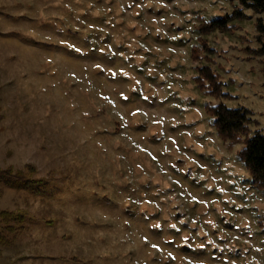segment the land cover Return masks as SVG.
Wrapping results in <instances>:
<instances>
[{"label": "rangeland", "instance_id": "374dc122", "mask_svg": "<svg viewBox=\"0 0 264 264\" xmlns=\"http://www.w3.org/2000/svg\"><path fill=\"white\" fill-rule=\"evenodd\" d=\"M259 21L239 0H0V169L47 178L0 180L23 217H0V264H264V191L207 110L264 134ZM203 66L232 97L198 88Z\"/></svg>", "mask_w": 264, "mask_h": 264}, {"label": "trees", "instance_id": "16d2710c", "mask_svg": "<svg viewBox=\"0 0 264 264\" xmlns=\"http://www.w3.org/2000/svg\"><path fill=\"white\" fill-rule=\"evenodd\" d=\"M240 5L245 10H251L255 13H264V0H239ZM245 13L242 9L235 11L232 15L216 20L205 21L199 26V30L208 34L213 31L229 32L234 26L231 22L236 18H243ZM257 30L261 33L258 37L262 46L258 49L248 48L246 51L251 52L256 57H264V23L259 21ZM201 49L193 48L192 59L199 60V50L206 52H214V49L208 45L204 39H200ZM195 82L201 91L206 94L219 98L232 97L224 90V84L217 72L210 66H203L198 69V75L195 77ZM208 113L213 119V125L217 130L218 135L224 141L238 143L244 142L245 148L239 152L241 160L252 174L253 184L259 190L264 191V134L255 132L251 134L250 124L253 122V112L246 107L232 108L225 103L208 106ZM37 172V168L33 164H26L23 169L15 170L9 167L6 170L0 169V180L7 186L14 189L34 190L41 188L47 184V178H34L33 175ZM0 217L5 221L11 219H23L22 216L15 212L2 211ZM264 227V221L261 222ZM14 231V228H10Z\"/></svg>", "mask_w": 264, "mask_h": 264}]
</instances>
